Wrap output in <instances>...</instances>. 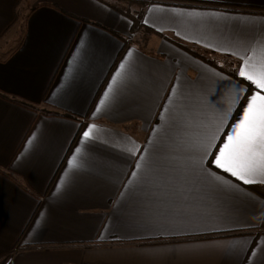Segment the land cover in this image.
<instances>
[{"label":"crops","instance_id":"crops-1","mask_svg":"<svg viewBox=\"0 0 264 264\" xmlns=\"http://www.w3.org/2000/svg\"><path fill=\"white\" fill-rule=\"evenodd\" d=\"M127 1L0 0V264H264V183L210 156L240 191L210 190L187 171L195 129L172 122L229 113L223 142L253 90L237 102L231 53L260 55L264 0H142L133 32ZM177 196L195 216L162 211Z\"/></svg>","mask_w":264,"mask_h":264},{"label":"snow or ice","instance_id":"snow-or-ice-1","mask_svg":"<svg viewBox=\"0 0 264 264\" xmlns=\"http://www.w3.org/2000/svg\"><path fill=\"white\" fill-rule=\"evenodd\" d=\"M187 15L198 17L201 14L193 12ZM235 44L238 49L243 50L242 53H231L237 55L240 61L236 74L242 78V81L246 82L244 87L237 85L236 95L239 97L237 102H241L250 89L253 90L250 95H246L242 114L227 130V134L222 137L223 142L217 143L221 138L218 133L225 130L229 113L215 117L214 122H212L198 120L188 111L172 121L183 124L186 130L195 129L191 135L186 137L184 145L191 154L187 161V171L210 190L221 192H238L240 189L223 176L204 167V162L210 156L214 157L211 159L212 165L243 184L264 183V42L259 45V56L255 54L257 46L249 45L243 38L235 41ZM249 47H252V52L248 51ZM216 50L221 51L222 49ZM120 67L123 68L124 65L121 64ZM173 88L175 89V86ZM95 127V125L89 124L82 133L83 139L93 138L92 132ZM165 148L166 146L163 144L156 147L158 158L161 160L164 159ZM128 151L130 154L136 155V152L131 148ZM136 167L138 169L141 167L140 162H137ZM136 175L137 173L134 171L133 176ZM143 183L150 190L152 188L159 190L160 180L153 168L149 167L148 172L143 177ZM182 191V188L174 189L176 193ZM162 211L176 219L191 218L196 214L195 205L179 196L164 204ZM160 234L181 235L182 230L179 225H173ZM210 247L223 249L221 244H213ZM166 251L167 249H161L158 254L163 255ZM178 251L185 250L178 249Z\"/></svg>","mask_w":264,"mask_h":264},{"label":"rangeland","instance_id":"rangeland-1","mask_svg":"<svg viewBox=\"0 0 264 264\" xmlns=\"http://www.w3.org/2000/svg\"><path fill=\"white\" fill-rule=\"evenodd\" d=\"M141 2L142 0H128L127 2L120 3L117 6L121 9H124L127 16H133L141 19L142 10L141 7H139Z\"/></svg>","mask_w":264,"mask_h":264},{"label":"trees","instance_id":"trees-1","mask_svg":"<svg viewBox=\"0 0 264 264\" xmlns=\"http://www.w3.org/2000/svg\"><path fill=\"white\" fill-rule=\"evenodd\" d=\"M148 1H142L141 2V5L144 6L147 4ZM128 18L131 20V27H130V31L133 32L137 29H141V30H147L148 31V28L142 23V15H141V19L139 18H136V17H133V16H128ZM123 48V46H122ZM122 48L120 49V51L118 52V55H120L119 53H121V50ZM232 76H235V73L234 71L232 72ZM239 81H242V78L240 77H237L235 76ZM65 115H68V116H71L70 114L68 113H65ZM253 188V187H252ZM264 195V193H261Z\"/></svg>","mask_w":264,"mask_h":264}]
</instances>
